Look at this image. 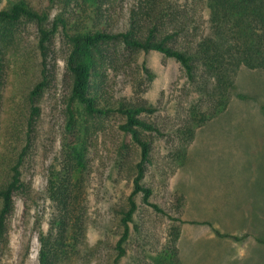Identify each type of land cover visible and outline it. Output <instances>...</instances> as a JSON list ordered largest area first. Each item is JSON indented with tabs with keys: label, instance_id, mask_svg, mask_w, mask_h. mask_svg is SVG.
I'll return each instance as SVG.
<instances>
[{
	"label": "rangeland",
	"instance_id": "rangeland-1",
	"mask_svg": "<svg viewBox=\"0 0 264 264\" xmlns=\"http://www.w3.org/2000/svg\"><path fill=\"white\" fill-rule=\"evenodd\" d=\"M32 1L38 7L47 5V0ZM131 3L132 0L111 1L108 20L114 30L126 27ZM195 15L201 18L202 33L208 13L199 7ZM34 41L33 33L28 47L31 62L24 80H17L14 66L10 65L0 87V143L10 108L22 99L25 87L37 80ZM66 53L62 35L57 34L48 44L50 82L38 101L40 115L30 134V147L22 166V181L28 193L15 198L8 245L0 248V264H37L38 233L51 227L55 207L48 200L47 186L61 161L70 85ZM98 84L101 104L125 101L152 107L154 113L142 115V119L162 133L147 136L152 150L142 181L152 191L149 202L162 213L144 205L140 194L135 197L137 209L129 225L125 256L119 264H158L165 255L172 254L171 231L186 221L185 189L191 196V217L202 216L217 231L249 229L258 237L253 238L257 244L247 241L250 238L241 241L244 243L237 251L231 250L228 239L236 240L238 232H226L228 239L217 243L220 246L215 247L216 251L208 249L211 245L207 240L185 237L181 248L183 263L264 264V73L240 69L235 95L243 99L233 96L224 112L194 130L191 140H184L179 134L190 110L204 99L173 60L154 52L118 49ZM120 122L116 114L94 121L87 168L77 193L80 242L76 255L66 264H112L119 231L114 209L131 191L132 166L138 160L137 148L129 136L118 130ZM183 148L186 152L193 150L191 157L179 166V158L173 155ZM175 193L182 195L178 204ZM191 243L194 245L190 247ZM204 247L208 253L203 252Z\"/></svg>",
	"mask_w": 264,
	"mask_h": 264
},
{
	"label": "trees",
	"instance_id": "trees-1",
	"mask_svg": "<svg viewBox=\"0 0 264 264\" xmlns=\"http://www.w3.org/2000/svg\"><path fill=\"white\" fill-rule=\"evenodd\" d=\"M111 1L47 0L46 6L38 7L32 0H0V87L10 65L14 66L17 80H24L31 62L28 47L33 33L37 57L34 66L37 80L25 87L22 99L10 108L0 143L1 249L8 245L15 198L28 193L22 181V166L30 147V134L40 115L38 101L50 82L48 44L60 34L67 51L65 66L70 85L61 161L47 186L48 200L55 213L51 227L38 233L37 264H66L77 253L81 226L77 193L81 175L87 168L90 134L97 119L111 114L119 116L118 130L129 136L138 150V160L132 166L131 191L114 209L119 231L112 264H119L125 256L129 225L137 209L135 197L140 194L144 205L162 213L149 202L151 189L142 184L152 150L147 136H162L142 115H151L155 110L125 101L117 105L99 102V78L113 61L116 50L154 52L179 65L187 82L204 99L188 114L179 134L184 140H191L196 128L224 112L233 96L243 99L235 95L240 69L264 73V0H132L127 25L119 30H114L108 20ZM199 7L208 13L202 33L201 18L195 15ZM186 155L183 148L173 156L179 158L181 166ZM174 196L177 204L181 202V194ZM178 235V228L171 231L172 254L165 255L158 264H179Z\"/></svg>",
	"mask_w": 264,
	"mask_h": 264
},
{
	"label": "crops",
	"instance_id": "crops-1",
	"mask_svg": "<svg viewBox=\"0 0 264 264\" xmlns=\"http://www.w3.org/2000/svg\"><path fill=\"white\" fill-rule=\"evenodd\" d=\"M194 148V147H193ZM192 148V150H193ZM192 150L191 151H187V157H191L192 154ZM187 161V160H186ZM184 198H185V203H186V218H185V222L182 223V225L180 227H178V231H179V235H178V239L176 242V250H177V258H178V262L179 264H186L183 263L182 259H181V248L183 245V241L186 237L187 240H191V239H204L207 240V242H209V244L211 246H208V249H210L211 251H216L218 249H216V246H220L217 245V243H220L222 240L224 239H228V236L226 235L227 233H237L238 232V237L236 240L234 239H228L229 241H231L232 243H230V248L233 251H237V249L240 247V245H242L241 242L247 238V241L252 242L253 244H255L257 241L253 240L254 237H258L257 233L253 230H242V231H235L234 229H229L226 232H222V230H216L217 228H215V226H213L214 224L210 223L208 220H206L205 218H203L202 216H190L188 215V211L190 210L191 206H190V201H191V196L190 193L187 191V189H185V193H184ZM220 223V222H219ZM221 225V223H220ZM223 225H221L222 227ZM216 233H218L220 236H218ZM244 236H242V235ZM257 235V236H256ZM242 236V237H240ZM223 238V239H222ZM244 238V239H243ZM226 242V241H224ZM257 244V243H256ZM194 245V244H190V247ZM189 247V249H190ZM205 250H203L204 253H208L207 251V247H204ZM187 264H197V262L195 261H187ZM200 264H206L203 261H201Z\"/></svg>",
	"mask_w": 264,
	"mask_h": 264
}]
</instances>
